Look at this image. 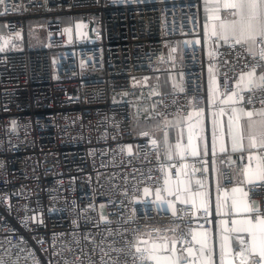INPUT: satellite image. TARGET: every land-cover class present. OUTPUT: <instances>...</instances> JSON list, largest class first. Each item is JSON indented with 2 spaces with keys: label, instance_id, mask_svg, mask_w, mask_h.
Here are the masks:
<instances>
[{
  "label": "built area",
  "instance_id": "1",
  "mask_svg": "<svg viewBox=\"0 0 264 264\" xmlns=\"http://www.w3.org/2000/svg\"><path fill=\"white\" fill-rule=\"evenodd\" d=\"M34 21L43 24L42 48L30 47ZM203 25V0L0 5L4 264H115L117 258L119 264H140L138 240L162 241L176 224L191 229L184 244L190 241L201 254L192 237L196 230L215 229L219 217L213 209L182 204L169 213L142 198L147 188L172 202L165 179H177L185 167L198 188L212 180L214 163L220 166V187L229 191L235 185L230 154L185 153L173 159L162 141L168 120L208 113L210 70L217 73L221 92L227 72L233 78L229 88L248 95L237 81L249 70L243 65L251 56L242 45L230 48L206 37ZM259 50L256 45L254 52ZM238 54L244 59L238 61ZM177 77L178 85L171 84ZM234 100L238 107L243 103ZM249 155L239 156L244 167L252 165ZM255 184L264 180L245 186L247 200L264 211V189L253 195ZM234 215L231 208L230 224ZM237 241L245 244L244 238Z\"/></svg>",
  "mask_w": 264,
  "mask_h": 264
},
{
  "label": "snow or ice",
  "instance_id": "2",
  "mask_svg": "<svg viewBox=\"0 0 264 264\" xmlns=\"http://www.w3.org/2000/svg\"><path fill=\"white\" fill-rule=\"evenodd\" d=\"M5 0H0V5H3ZM209 8L206 6L205 12L207 13ZM212 15L209 17L206 15L205 23V33L209 37L215 36L217 42H222L230 48H235L237 45H242L245 47L246 51L251 56L252 62L245 63L244 68L249 69L246 73L242 72L237 81L239 85L243 82L245 76L248 77L247 81V97L243 95H238L237 92L231 90L228 85V81L233 78L228 76L227 72L224 73V95L228 96V100H232L236 97L237 101L243 102L239 108V114L237 115V108H232V116L229 117L227 123V135L231 141L232 152L240 151L245 152L253 149L259 150V157L257 159V164L255 169H247L246 174L249 176L259 175L261 180H264V0H217L214 6L211 8ZM222 12V14H221ZM209 20L211 25H209ZM211 26L212 31L209 33L208 28ZM231 41V42H230ZM251 45L252 47H249ZM259 45L260 50L258 53L253 51V47ZM3 49H0L2 51ZM244 59V57L237 55V60ZM227 63V62H226ZM259 70V71H257ZM244 91V89H241ZM231 92V95L229 93ZM259 103L261 106L258 111L255 110H245L246 106L251 105L255 109V105ZM233 117L236 121V128L233 129ZM13 127L15 126V121L12 122ZM147 135V133H144ZM215 138L216 131L215 126L212 129V142L211 151L213 157L215 156ZM245 138L248 141L247 147H245L243 141ZM155 143V141H153ZM191 144V141H189ZM179 148V144L176 146ZM209 151V145L205 144L202 149L199 146L192 147V155L197 156L198 154L201 158L206 155ZM221 151H226L225 146L222 145ZM249 163L253 160V156H248ZM230 182V181H229ZM167 183V181H165ZM199 183V182H198ZM249 184H252V180H248ZM264 189V184H255L250 191L253 195H258L255 189ZM145 193L148 189L145 188ZM179 191V190H178ZM233 191H240V189H233ZM201 197V205L204 210L207 211L208 204V194L197 193ZM245 196L248 195L247 192L244 193ZM187 203V201H183ZM194 203V201H193ZM103 207V206H101ZM219 207V204H217ZM232 209L237 213L246 214L245 218L236 221L233 220V225H239V231L248 232L251 236V245L245 247L240 244L236 248V254L242 257V261L246 255H251L256 253L259 249L257 259L254 264H264V211H262L255 201L251 205L244 203L241 204L236 200L232 202ZM187 211V209L185 210ZM175 214V213H174ZM31 219L37 220L36 217ZM28 218L26 217L22 223H26ZM42 223L41 221H38ZM190 223V221H189ZM234 231L236 229H233ZM168 233H171V237L168 235H163L161 237L162 243L160 247V255H153L147 249L142 250L140 247L136 248V252L139 254L140 264H146L149 260H154L155 264H161V259L167 261V264H191L188 256L192 253L193 249L191 247V242L184 244L188 240V236L191 234V229H181L180 224H176L174 227L167 229ZM178 233V234H177ZM200 244V253H207L209 258L212 255L213 249L207 247V234H205L204 240H197L195 236L192 237ZM182 244L184 247L177 249L176 245ZM153 251H156V246H153ZM180 252L181 255H176ZM174 257V259L172 258ZM27 259V258H25ZM224 243L221 242L219 246V264H224ZM0 264H4L3 260H0ZM18 264V261L15 262ZM65 264H69L66 260ZM115 264H119V258Z\"/></svg>",
  "mask_w": 264,
  "mask_h": 264
},
{
  "label": "crops",
  "instance_id": "3",
  "mask_svg": "<svg viewBox=\"0 0 264 264\" xmlns=\"http://www.w3.org/2000/svg\"><path fill=\"white\" fill-rule=\"evenodd\" d=\"M217 0H203V17H204V34L206 37H209L205 33V23L206 15L211 16L212 6L215 5ZM206 6L209 8V11L206 13ZM222 14V12H221ZM209 25L211 21L209 20ZM212 31L211 26L208 28V32ZM215 37V36H211ZM249 47H252L249 45ZM256 46L253 47V51ZM248 77L245 76L243 82H240L238 85L242 89L247 88ZM208 113L204 111H194L189 117L173 118L166 122L168 127V133L162 136V141L166 147L167 156L169 158H178L183 156L185 153L192 154V147L199 146L200 149L204 147L205 144L209 145V151L206 155L212 154L211 151V142H212V129L215 126L216 138H215V154L225 153L232 156L233 162V179L235 182L234 187L225 191L220 186L222 180L218 171L220 166L214 163L213 169V178L212 180H207L204 184V187L198 188L194 186L192 182V175L189 168L185 167L179 172L177 179H173L170 176H167L165 181L166 186V196L172 200V202H162L161 197L158 193L148 190L147 193H144L142 201H153L156 208L159 211L173 213L176 208L182 204H188L196 206L199 209H204L201 205V197L197 193H206L208 194V204L207 209H213L218 215V221L216 223L215 229L206 231V230H196L195 237L197 240H204L205 234H207V247L213 249L212 255L209 258L207 253L200 254L197 256L195 249L192 247L193 251L189 255L184 253L185 256H188L191 264H196L194 259L199 258V264H219V246L220 243H224V264H254V262L259 259V249L256 253L251 255H246L242 261V257L236 254V248L240 245L237 241L238 238H244L245 247L251 245V236L248 232L239 231V225L230 224L229 212L232 208L233 200L244 204H249L247 196L244 195L246 192L245 186L249 185L248 180H252V184L258 183L261 178L259 175L249 176L246 174V170L251 168L255 169L257 164V159L259 154L257 149L245 151L243 153H250L253 156V162L250 166H243L240 163L239 156L242 154L240 151L232 152L231 150V141L227 135V123L229 117L232 116V108H237V115L239 114V108L235 105L234 97L232 100H228V96L224 95L223 92L219 89L218 86V76L217 73L213 70H210L208 73ZM231 95V94H229ZM236 128V121L233 117V129ZM191 141V144H189ZM245 147H247L248 141L245 138L243 141ZM179 144V148H177ZM225 146L226 151H221V147ZM204 155V156H206ZM197 156H200L199 154ZM240 189V191H233V189ZM179 190V191H178ZM187 203H183V201ZM194 201V203H193ZM219 204V207H217ZM234 210V209H233ZM235 215L232 218L233 220L240 221L245 218L246 214L237 213L235 210ZM233 229H236L235 231ZM162 241L158 240H149L146 238H141L138 240V247L147 249L149 252H152L153 255H160V245ZM195 243L200 246L199 243ZM156 246V251H153V246ZM176 248L179 249L178 244ZM176 255H181L180 252H177ZM174 259V257H172ZM154 264L155 261L151 260ZM161 264H167V261L163 258L161 259Z\"/></svg>",
  "mask_w": 264,
  "mask_h": 264
},
{
  "label": "rangeland",
  "instance_id": "4",
  "mask_svg": "<svg viewBox=\"0 0 264 264\" xmlns=\"http://www.w3.org/2000/svg\"><path fill=\"white\" fill-rule=\"evenodd\" d=\"M28 40L31 48H42L45 44V34L43 31V24L41 21H34L29 24ZM180 78L177 77L170 83L178 85Z\"/></svg>",
  "mask_w": 264,
  "mask_h": 264
}]
</instances>
